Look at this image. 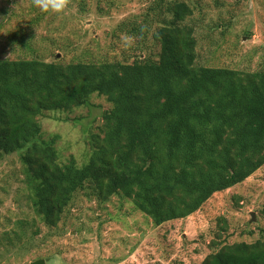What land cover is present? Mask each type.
<instances>
[{"label": "trees", "instance_id": "16d2710c", "mask_svg": "<svg viewBox=\"0 0 264 264\" xmlns=\"http://www.w3.org/2000/svg\"><path fill=\"white\" fill-rule=\"evenodd\" d=\"M193 12L185 1L154 0L142 25L129 26L132 35L152 34L157 60L0 59V159L21 153L46 225L57 226L88 187L102 202L131 200L159 227L193 216L264 166V72L197 66L195 29L187 24ZM94 95L111 109L92 137L89 162L63 165L58 137L44 139L39 118L88 106ZM261 233L202 264H264Z\"/></svg>", "mask_w": 264, "mask_h": 264}, {"label": "rangeland", "instance_id": "374dc122", "mask_svg": "<svg viewBox=\"0 0 264 264\" xmlns=\"http://www.w3.org/2000/svg\"><path fill=\"white\" fill-rule=\"evenodd\" d=\"M99 1L68 0L56 14L42 12L33 0H0V59L64 65L157 60L160 46L152 34L145 39L128 30L142 25L154 0ZM181 1L194 9L187 24L195 29L197 66L264 72V0ZM110 109L105 97L94 95L88 106L39 118L42 137H58L61 164L89 162L92 137ZM263 230L264 166L184 220L158 227L131 200L115 195L102 202L85 187L51 227L34 206L21 153L0 159V264H202L225 245L254 243Z\"/></svg>", "mask_w": 264, "mask_h": 264}, {"label": "clouds", "instance_id": "9594fccd", "mask_svg": "<svg viewBox=\"0 0 264 264\" xmlns=\"http://www.w3.org/2000/svg\"><path fill=\"white\" fill-rule=\"evenodd\" d=\"M68 0H33L34 7L42 12L60 14L65 11Z\"/></svg>", "mask_w": 264, "mask_h": 264}, {"label": "water", "instance_id": "95a60500", "mask_svg": "<svg viewBox=\"0 0 264 264\" xmlns=\"http://www.w3.org/2000/svg\"><path fill=\"white\" fill-rule=\"evenodd\" d=\"M253 218H255V215H252Z\"/></svg>", "mask_w": 264, "mask_h": 264}]
</instances>
